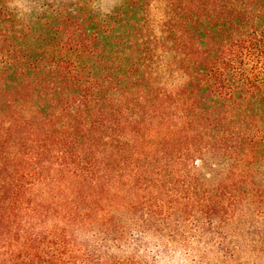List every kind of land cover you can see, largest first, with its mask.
Instances as JSON below:
<instances>
[{"label":"trees","instance_id":"1","mask_svg":"<svg viewBox=\"0 0 264 264\" xmlns=\"http://www.w3.org/2000/svg\"><path fill=\"white\" fill-rule=\"evenodd\" d=\"M0 0V264H264V0Z\"/></svg>","mask_w":264,"mask_h":264},{"label":"rangeland","instance_id":"2","mask_svg":"<svg viewBox=\"0 0 264 264\" xmlns=\"http://www.w3.org/2000/svg\"><path fill=\"white\" fill-rule=\"evenodd\" d=\"M9 9L16 12L19 18L28 20L32 18V22L37 21V16L31 14L33 8L32 1L30 0H6ZM43 1V0H42ZM45 2V0L43 1ZM120 0H97V5L104 9V11L112 10Z\"/></svg>","mask_w":264,"mask_h":264}]
</instances>
